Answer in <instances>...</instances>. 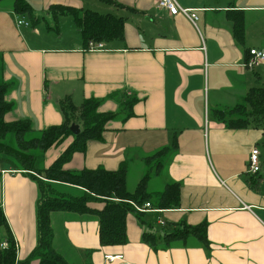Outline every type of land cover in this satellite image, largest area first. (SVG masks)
<instances>
[{"label":"crops","instance_id":"crops-1","mask_svg":"<svg viewBox=\"0 0 264 264\" xmlns=\"http://www.w3.org/2000/svg\"><path fill=\"white\" fill-rule=\"evenodd\" d=\"M26 1L35 25L16 16L11 4L0 3V84L9 86L4 100L12 105L5 122L27 120L44 131L62 124L61 104L70 102L80 111L85 101H95L98 115L112 117L101 139L72 154L62 170L115 172L128 163L126 189L132 194L147 172L144 159L172 147L146 191L156 195L167 185L180 188L178 208L150 206L139 220L129 214L123 245L101 246L94 216L52 213L54 249L69 264H264V131L229 130L209 116L240 103L250 88L264 86V62L252 71L243 66L249 49L264 52V0H176L196 14L195 24L183 15H168L155 0ZM56 5L123 18V39L104 44L100 52L85 51L73 18L49 12ZM232 12L244 18L242 45L232 34ZM19 17L33 25L17 27ZM73 139L38 153L35 168H50ZM253 148L259 151L256 175L247 169ZM2 165L0 206L7 227H0V242L9 233L16 263L38 264L31 258L38 244L36 180L69 197L83 189ZM147 219L163 232H155ZM202 226L205 243L192 235L168 245L158 241ZM143 233L157 238L156 250L142 240ZM106 256L121 258L107 262Z\"/></svg>","mask_w":264,"mask_h":264},{"label":"trees","instance_id":"trees-1","mask_svg":"<svg viewBox=\"0 0 264 264\" xmlns=\"http://www.w3.org/2000/svg\"><path fill=\"white\" fill-rule=\"evenodd\" d=\"M5 1L11 3L12 12L16 16H26L33 20L34 25L37 23V20L32 16L31 6L26 0H0V3ZM102 1L109 2L108 0ZM49 12L55 18L61 15H70L73 18L84 49L87 48L89 42L107 44L123 39L125 25L123 18L112 14L103 15L89 9L83 10L61 5L51 6ZM228 15L234 39L237 44L242 45L245 33L244 18L239 12H232ZM32 25L30 23V27ZM1 72L2 66L0 64ZM8 88V85L0 84V155L4 156L0 159V163L7 164L13 170L35 171L37 175H42L47 181H56L83 189L79 196L69 197L58 190L57 186L36 180L40 192L36 212L38 244L31 258L37 260L38 264H69L54 249L53 233L50 227L52 213L60 212L96 217L99 223L100 245L116 246L123 245L127 241V216L135 214L139 220L141 215L135 212L131 203L140 206L148 203L151 207L161 210L178 208L180 192L178 184L167 185L161 193L156 195L146 191L148 180L163 168L166 158L173 152L172 147L161 149L144 159L147 172L132 194L126 189L128 163H122L115 172H108L101 168L81 172L63 171V164L70 159L72 154L84 153L89 141L101 139L105 124L112 116L98 115L96 113L97 102L95 101H85L80 111H77L70 102H67L60 105L63 114L61 125L39 131V136L28 138V135L34 132L30 121L7 123L4 120L5 115L12 109V105L4 100ZM209 116L211 120L222 124L229 130L254 129L264 131V86L250 88L240 103L231 108L210 111ZM72 124L81 128L75 137L70 132ZM68 137L74 139L64 154L50 168L37 170L35 163L38 153H45L51 147L61 144ZM7 139H11L12 144H7ZM97 203L102 204L103 207L101 209L90 207ZM0 227H7L1 206ZM205 231V226L198 229L187 228L165 234L158 241L168 245L173 241L183 240L187 235H192L205 243ZM142 240L156 250V237L143 233ZM6 242L7 248L0 250V264H17L16 245L9 233Z\"/></svg>","mask_w":264,"mask_h":264},{"label":"built area","instance_id":"built-area-1","mask_svg":"<svg viewBox=\"0 0 264 264\" xmlns=\"http://www.w3.org/2000/svg\"><path fill=\"white\" fill-rule=\"evenodd\" d=\"M155 4L158 9L165 11L168 15L174 17L177 15H183L186 17L192 24H195L197 21L196 14L187 9H183L179 6L176 0H155ZM17 27H30V23L26 22L23 18H18L16 21ZM104 48L103 43H94L89 42L85 51L87 52H100ZM264 62V52L258 49H249L247 52V58L244 61V68L252 71L257 68L261 63ZM247 169L248 171L256 175L260 171V164H259V151L257 148H253L249 154L248 161H247ZM134 206L136 212L141 213L144 212L146 209L150 208V205L146 203L143 207ZM7 248V242L1 241L0 242V250H4ZM116 258L121 257H110L106 256L105 260L107 262H111Z\"/></svg>","mask_w":264,"mask_h":264},{"label":"rangeland","instance_id":"rangeland-1","mask_svg":"<svg viewBox=\"0 0 264 264\" xmlns=\"http://www.w3.org/2000/svg\"><path fill=\"white\" fill-rule=\"evenodd\" d=\"M2 3H5V4H11L10 2H8V1H5V2H2ZM36 15L37 16H39V17H41V16H43V17H46L45 16V14H41V13H39V12H37L36 13ZM69 19V18H68ZM28 22L30 23V21L28 20ZM49 23H50V21H49ZM51 25V24H50ZM25 28V27H24ZM23 28V29H24ZM40 28V30L41 31H43L44 30V25H42V26H40L39 27ZM120 99V98H119ZM39 131H37V129H34V132L33 133H30L29 135H28V138H32V137H37V136H39L38 133ZM12 141H11V139H7V141H6V143L7 144H12L11 143ZM1 158H4V156L3 155H0V159ZM1 164H3L2 166H7V164H5V163H1ZM29 172H31V174L32 175H34L35 177L36 176H38V175H36V172L35 171H29ZM155 181V183L157 184V186H160V185H162V180L159 178V179H157V180H154ZM131 184H133V176H131L130 178H129V181H128V185L129 186H131ZM148 220V219H147ZM148 222L152 225V227H153V230L155 231V232H158V233H162L163 232V228L161 227V226H156L155 225V222H153V220H148ZM3 233V229L2 228H0V235Z\"/></svg>","mask_w":264,"mask_h":264},{"label":"water","instance_id":"water-1","mask_svg":"<svg viewBox=\"0 0 264 264\" xmlns=\"http://www.w3.org/2000/svg\"><path fill=\"white\" fill-rule=\"evenodd\" d=\"M70 132L73 134V135H78L80 130H79V126L78 125H75V124H72L70 126Z\"/></svg>","mask_w":264,"mask_h":264}]
</instances>
